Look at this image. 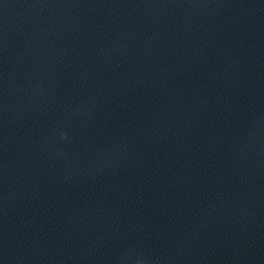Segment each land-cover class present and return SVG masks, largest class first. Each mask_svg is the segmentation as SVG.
I'll list each match as a JSON object with an SVG mask.
<instances>
[{"label": "water", "instance_id": "water-1", "mask_svg": "<svg viewBox=\"0 0 264 264\" xmlns=\"http://www.w3.org/2000/svg\"><path fill=\"white\" fill-rule=\"evenodd\" d=\"M0 264H264V0H0Z\"/></svg>", "mask_w": 264, "mask_h": 264}]
</instances>
